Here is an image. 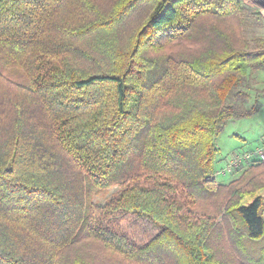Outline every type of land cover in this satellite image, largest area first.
<instances>
[{
    "label": "trees",
    "instance_id": "obj_1",
    "mask_svg": "<svg viewBox=\"0 0 264 264\" xmlns=\"http://www.w3.org/2000/svg\"><path fill=\"white\" fill-rule=\"evenodd\" d=\"M104 5L0 0V264H99L92 244L135 264H234L211 245L216 217L195 209L222 190L238 264H264V184L215 180L216 137L256 112L259 9ZM229 19L238 31L222 28ZM244 165L264 161L233 172ZM114 186L95 211L93 196ZM136 219L157 234L136 232Z\"/></svg>",
    "mask_w": 264,
    "mask_h": 264
},
{
    "label": "rangeland",
    "instance_id": "obj_2",
    "mask_svg": "<svg viewBox=\"0 0 264 264\" xmlns=\"http://www.w3.org/2000/svg\"><path fill=\"white\" fill-rule=\"evenodd\" d=\"M113 1L115 0H94L96 4H101V8L107 6L104 3L107 2L110 4ZM244 3L248 7L258 8L264 20V3L259 0H244ZM142 7L145 8L143 5ZM143 12V9L141 11L138 10L136 17L138 18L140 13L143 14ZM237 27L239 25L235 19H229L228 22L222 23V28L229 30V33L238 31ZM252 32L253 30L250 29L247 36H250ZM255 33L264 37V22H262V27L257 29ZM213 45L217 46L218 44L214 41ZM251 76L249 84L251 98L247 106L250 108L255 105L256 112L247 118L228 120L224 130L216 137L215 142L219 149L217 154L219 170L225 168L230 158L235 154L256 152L259 149L264 150V70L255 71ZM215 180L217 183L230 184L232 188L253 189L264 184V167L257 166L256 168H250L249 165H244L235 173L219 176ZM119 192L120 188L114 186L95 194L92 198L95 211L98 208L104 207ZM231 195H233V192L227 190L218 191L215 196L209 197L208 200L202 199L195 203V209L200 213L212 214V216L216 217L214 218L216 227L212 236L211 245L214 249L219 250V254L229 260V262L238 264V260H242L243 258L239 255L238 249L235 247L234 239L231 236L232 222L223 218L225 201ZM130 225L136 232H141L146 237H153L158 232L155 227L142 219H136ZM92 245L90 246L93 249L90 251H94V255L99 264H135L124 260L120 256H116L110 250L101 248L100 245Z\"/></svg>",
    "mask_w": 264,
    "mask_h": 264
},
{
    "label": "built area",
    "instance_id": "obj_3",
    "mask_svg": "<svg viewBox=\"0 0 264 264\" xmlns=\"http://www.w3.org/2000/svg\"><path fill=\"white\" fill-rule=\"evenodd\" d=\"M256 157L259 160L264 161V150L259 149L256 152H246L244 154H235L233 155L225 168L218 170L217 175L225 176L233 172L236 168H238L242 163L246 161H251Z\"/></svg>",
    "mask_w": 264,
    "mask_h": 264
},
{
    "label": "bare ground",
    "instance_id": "obj_4",
    "mask_svg": "<svg viewBox=\"0 0 264 264\" xmlns=\"http://www.w3.org/2000/svg\"><path fill=\"white\" fill-rule=\"evenodd\" d=\"M259 1H261L262 3H264V0H259Z\"/></svg>",
    "mask_w": 264,
    "mask_h": 264
}]
</instances>
